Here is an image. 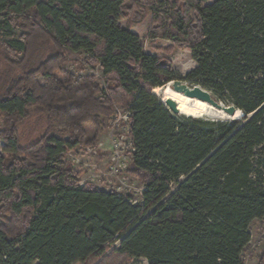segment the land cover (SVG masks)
I'll return each instance as SVG.
<instances>
[{
  "label": "trees",
  "instance_id": "trees-1",
  "mask_svg": "<svg viewBox=\"0 0 264 264\" xmlns=\"http://www.w3.org/2000/svg\"><path fill=\"white\" fill-rule=\"evenodd\" d=\"M160 1L0 0V211L11 215L0 220V264H245L264 220V0H185L184 12L156 11ZM138 8L153 13L151 38L190 53L186 79L241 119L176 116L153 93L179 79L122 26ZM79 52L104 87L64 69ZM118 107L139 203L81 186L66 160L98 144ZM33 116L46 127L23 147Z\"/></svg>",
  "mask_w": 264,
  "mask_h": 264
},
{
  "label": "rangeland",
  "instance_id": "rangeland-1",
  "mask_svg": "<svg viewBox=\"0 0 264 264\" xmlns=\"http://www.w3.org/2000/svg\"><path fill=\"white\" fill-rule=\"evenodd\" d=\"M174 4H177L176 9L178 11L184 12L186 10L185 0H161L154 8L156 11H164L165 8L170 10V7L174 6ZM190 15H192V12H190ZM128 19L132 22L124 20L122 26L130 29L131 32L137 34L144 41L146 53L171 61L179 80H183L190 86H200L197 82L186 79L187 75L196 67V63L187 50L181 49L175 42L166 40L161 36L151 38L150 33L156 27L153 22V13H147L146 9L138 8L136 12L133 11L129 15ZM16 35L17 33L15 32ZM10 39H13V37L2 38L3 41H9ZM1 52L2 48L0 47V55ZM87 57L88 55L84 52L69 53V60L64 65V69L77 77L94 76L104 87L105 82L101 69L99 66L91 67L87 65L85 62ZM155 95L165 101L162 91L157 90ZM213 96L215 97L214 94ZM174 115L185 116L181 113ZM115 116L111 121L106 122L105 130L96 146H81L69 151L66 155V160L77 173L81 186H92L107 192H117L124 197L130 198L133 202L139 203L141 202L144 185L137 176L125 172V168L130 165L132 160L129 140H127L124 157L118 162L117 169L115 171L111 169L112 165L116 163L114 158L117 151L116 144L130 137L129 114L127 111L118 107L115 110ZM199 119L235 121L212 116H204ZM45 127V119L37 116H33L31 120L25 122L20 129L22 146L26 147L36 142L43 135ZM10 217L11 215L5 210L0 211L1 221L5 222ZM251 233L250 247L244 255L245 264H260L261 261H264V220L253 222ZM129 264H148V262L146 259H139L131 261Z\"/></svg>",
  "mask_w": 264,
  "mask_h": 264
},
{
  "label": "bare ground",
  "instance_id": "bare-ground-1",
  "mask_svg": "<svg viewBox=\"0 0 264 264\" xmlns=\"http://www.w3.org/2000/svg\"><path fill=\"white\" fill-rule=\"evenodd\" d=\"M157 90L162 91L164 100H174L178 105L180 113L187 117L200 118L204 116H212L215 118L219 117L220 119L238 120L244 116L243 112L239 110L234 116H229L224 111L218 110L206 102L185 97L184 95L174 91L170 85L157 88L153 91V93L156 94Z\"/></svg>",
  "mask_w": 264,
  "mask_h": 264
},
{
  "label": "water",
  "instance_id": "water-1",
  "mask_svg": "<svg viewBox=\"0 0 264 264\" xmlns=\"http://www.w3.org/2000/svg\"><path fill=\"white\" fill-rule=\"evenodd\" d=\"M167 85H170L174 91L184 95L185 97L206 102L212 107L224 111L229 116H234L238 111L234 105L217 100L210 91L202 88L201 86H190L183 80H174ZM163 103L174 114H180L178 105L174 100L167 99L163 101Z\"/></svg>",
  "mask_w": 264,
  "mask_h": 264
},
{
  "label": "built area",
  "instance_id": "built-area-1",
  "mask_svg": "<svg viewBox=\"0 0 264 264\" xmlns=\"http://www.w3.org/2000/svg\"><path fill=\"white\" fill-rule=\"evenodd\" d=\"M127 140H129L128 143H129L131 151L132 152L134 151L133 144H132V141H131L130 137H129V139H124V140H121L119 143H117L116 144L117 151H116V154H115V157H114L116 159V163H114L112 165V167H111V169L114 170V171L117 169L118 162L120 161V159L122 157H124L125 148L127 147Z\"/></svg>",
  "mask_w": 264,
  "mask_h": 264
}]
</instances>
